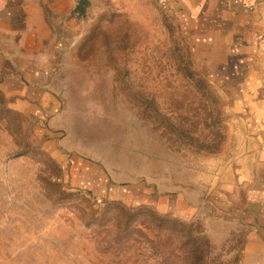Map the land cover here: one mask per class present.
I'll use <instances>...</instances> for the list:
<instances>
[{"label":"rangeland","instance_id":"374dc122","mask_svg":"<svg viewBox=\"0 0 264 264\" xmlns=\"http://www.w3.org/2000/svg\"><path fill=\"white\" fill-rule=\"evenodd\" d=\"M80 1L54 27V86L96 177L76 187L0 88V264H238L244 228L214 218L264 91L202 57L167 2Z\"/></svg>","mask_w":264,"mask_h":264},{"label":"crops","instance_id":"0c3cea01","mask_svg":"<svg viewBox=\"0 0 264 264\" xmlns=\"http://www.w3.org/2000/svg\"><path fill=\"white\" fill-rule=\"evenodd\" d=\"M167 4L183 19L190 41L204 43L196 45L205 51L202 57L235 62L236 73L244 74L243 91H264V0H167ZM74 5L73 0H0V88L12 98V109L35 123L34 134L47 139L44 150L63 171H70L75 186L89 189L95 170L82 157L70 156L72 149L63 145L65 137L59 133L67 127V115L54 86L55 59L60 43L66 42L54 27L68 25L65 16ZM250 106L251 115L242 117L248 131L234 185L221 189L219 208L227 212L214 219L244 228L238 264H264V95ZM187 207L190 213L192 208Z\"/></svg>","mask_w":264,"mask_h":264},{"label":"trees","instance_id":"16d2710c","mask_svg":"<svg viewBox=\"0 0 264 264\" xmlns=\"http://www.w3.org/2000/svg\"><path fill=\"white\" fill-rule=\"evenodd\" d=\"M84 5H87L85 0H81L78 6L74 9V14H78L79 16H84ZM201 261L196 262V264H200Z\"/></svg>","mask_w":264,"mask_h":264},{"label":"built area","instance_id":"2783aa9c","mask_svg":"<svg viewBox=\"0 0 264 264\" xmlns=\"http://www.w3.org/2000/svg\"><path fill=\"white\" fill-rule=\"evenodd\" d=\"M159 2L161 3V5L165 6L167 1L166 0H159Z\"/></svg>","mask_w":264,"mask_h":264}]
</instances>
